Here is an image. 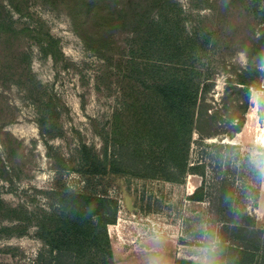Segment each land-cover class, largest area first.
Segmentation results:
<instances>
[{"label":"rangeland","instance_id":"374dc122","mask_svg":"<svg viewBox=\"0 0 264 264\" xmlns=\"http://www.w3.org/2000/svg\"><path fill=\"white\" fill-rule=\"evenodd\" d=\"M83 2L0 0V264H37L49 250L38 223L53 209L52 190L64 187L117 201L110 238L109 228L123 224L112 234L130 243L151 234L174 238L175 249L214 243L219 264H264V250L236 256L233 239L219 234L223 224L264 233L255 163L264 152L256 143L264 136V25L251 0H97L91 14ZM109 14L112 21L101 19ZM250 67L261 83L245 94ZM171 80L196 91L192 132L186 127L181 143L188 167L177 181L166 179L177 165L175 135L155 89ZM141 104L153 105L154 120L144 121ZM140 133L146 152L128 149L120 173L88 183L82 144L107 155L111 170L121 145ZM153 163L161 167L150 176Z\"/></svg>","mask_w":264,"mask_h":264},{"label":"trees","instance_id":"16d2710c","mask_svg":"<svg viewBox=\"0 0 264 264\" xmlns=\"http://www.w3.org/2000/svg\"><path fill=\"white\" fill-rule=\"evenodd\" d=\"M83 7L86 12H97L94 7L98 4L97 0H83ZM253 12L260 24L264 25V0H251ZM99 8V7H98ZM110 10V9H109ZM107 10V11H109ZM142 14L138 12L135 18H141ZM101 16V19H110L112 15ZM137 21V20H136ZM261 38L252 40L257 45ZM253 45V44H252ZM254 68V69H253ZM245 74V80H241V84L245 85V94L249 93L250 87L260 86L258 81V70L255 67H250ZM257 81V82H256ZM190 82L171 80L168 83H163L155 86L157 93L162 98L167 115L171 117L173 126L172 133L175 135L170 151L172 160L177 165L170 171L169 177L166 179L177 181L180 179L188 167V156L186 147L181 145L182 134L192 132L190 125L192 120L188 121V116L192 114L193 99L195 92L192 89ZM190 94H193L191 96ZM195 103V102H194ZM144 121L147 119L154 120L153 105L141 104ZM164 116V118L167 117ZM237 129V128H235ZM239 132V129L236 130ZM134 134L133 143H127L128 147H122L118 150V156L113 159L114 167L111 170L107 168V155L103 156L97 149L87 144H82L79 149L81 164L80 173L87 177L88 183L93 175H101L102 173L114 172L120 173L125 154H128V149L135 151V154L146 152L149 149V142L143 147L148 134ZM135 144L136 146L132 145ZM139 146V147H137ZM133 154V153H132ZM144 156V155H143ZM141 164H146L145 160ZM130 167V165L125 164ZM149 165V163H148ZM148 165H146L148 167ZM154 173L150 176H155L161 165L154 164ZM141 174L138 170L136 173ZM51 194L55 195L52 203L53 209L51 213L44 214L39 220V235L48 244L49 250L41 252L37 264H115L114 253L111 240L108 234V225L116 220L118 203L115 199L108 196H103L91 192L88 187L84 191H74L67 187L52 190ZM222 236V242L226 239H233L236 245V256H241L244 250H264V233L262 229L250 226H231L223 224L219 232ZM54 251L56 257L53 256ZM215 264L221 262V254L219 252L212 253ZM234 264H247L243 259H237Z\"/></svg>","mask_w":264,"mask_h":264},{"label":"crops","instance_id":"0c3cea01","mask_svg":"<svg viewBox=\"0 0 264 264\" xmlns=\"http://www.w3.org/2000/svg\"><path fill=\"white\" fill-rule=\"evenodd\" d=\"M125 225H127L125 231L132 228L131 225ZM123 226V224H117L113 228H109L115 264H199L195 258L201 256L202 252L184 247L175 249V243L178 242L174 238L158 240L152 234L144 236L138 243L133 240L130 243L126 235L121 234L122 231L124 232ZM114 229L121 232L119 235L117 234L121 240L118 236H113L112 230ZM125 242L126 245L123 244ZM134 247H140V249L133 251Z\"/></svg>","mask_w":264,"mask_h":264},{"label":"clouds","instance_id":"9594fccd","mask_svg":"<svg viewBox=\"0 0 264 264\" xmlns=\"http://www.w3.org/2000/svg\"><path fill=\"white\" fill-rule=\"evenodd\" d=\"M264 67V65H262ZM256 143L261 147L264 148V136L259 137ZM260 159L255 161L257 168L260 170L261 175L264 176V152H260L256 154ZM202 255L196 257L195 259L199 262V264H215L214 258L212 253L215 252V245L214 243H210L209 245L205 246L201 249Z\"/></svg>","mask_w":264,"mask_h":264},{"label":"water","instance_id":"95a60500","mask_svg":"<svg viewBox=\"0 0 264 264\" xmlns=\"http://www.w3.org/2000/svg\"><path fill=\"white\" fill-rule=\"evenodd\" d=\"M231 135H232V136H236V135H237V132L232 131V132H231Z\"/></svg>","mask_w":264,"mask_h":264}]
</instances>
